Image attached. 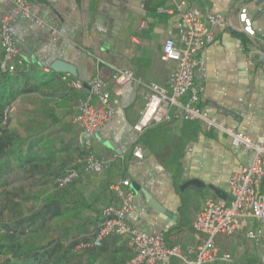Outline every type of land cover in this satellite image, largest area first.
<instances>
[{
  "label": "crops",
  "instance_id": "0c3cea01",
  "mask_svg": "<svg viewBox=\"0 0 264 264\" xmlns=\"http://www.w3.org/2000/svg\"><path fill=\"white\" fill-rule=\"evenodd\" d=\"M29 2L33 12L47 24L57 26L60 34L53 35L34 19L12 14L13 0H0V20L11 15V30L21 58L47 73H68L53 68L57 61L73 66L75 74L69 73L67 81L76 98L60 113L71 115L74 136L83 149L100 157L113 152L125 156L124 160L107 164L101 174H93L92 182L81 176L78 187L93 198L106 181L119 176L137 181L147 195L136 193L129 223L149 233L167 229L169 243L181 244L186 251L196 243L193 223L205 197L217 195L211 186L228 192L231 175L250 166L254 152L234 146L230 137L219 130L207 131L200 121L174 120L137 132L134 124L145 99L143 89L131 82L122 87L116 116L94 132H86L72 122L76 100L86 96L89 82L98 72L107 88L115 91V70L109 64L131 68L146 81L165 84L176 63L162 60V47L167 37L177 33L182 11L197 10L199 17L218 12L228 18L229 26L217 29L215 41L199 53L206 65L205 77L196 73L197 83L205 86L200 105L219 122L264 144V57L253 55L250 62V51L264 46V0ZM240 5L249 9L255 39L238 29ZM160 8L174 13L160 12ZM136 145L143 151L140 161L132 155ZM104 200L106 206L108 195ZM251 225L261 231L257 238H248L246 230L217 236V244L232 259L212 264H264V222Z\"/></svg>",
  "mask_w": 264,
  "mask_h": 264
},
{
  "label": "built area",
  "instance_id": "2783aa9c",
  "mask_svg": "<svg viewBox=\"0 0 264 264\" xmlns=\"http://www.w3.org/2000/svg\"><path fill=\"white\" fill-rule=\"evenodd\" d=\"M160 12L174 13V10L160 8ZM12 14H22L34 19L47 27L53 35L60 34L57 26L47 24L33 12L29 0H13ZM10 19L11 15H6L0 20V70L12 73L19 66L28 68L30 65L21 58L20 46L11 30ZM237 20L240 32L251 39L257 37L246 5L238 7ZM228 26V18L218 12L199 17L197 10L182 11L177 22V33L167 37L162 47V60L176 63L166 83L146 81L135 75L131 68L109 64L115 70L117 88L114 92L110 91L98 72L89 82L86 96L77 98L72 122L86 132H94L106 125L117 114L123 85L134 83L143 89L145 99V105L134 124L137 132L143 133L155 125L174 120L200 121L207 131L219 130L230 137L234 146L254 152L250 166L233 173L229 179L228 194L232 200L228 201L217 195L205 197L202 209L193 223L196 243L184 251L181 244L169 243V230L149 233L129 223L136 191L130 178H118L109 185L113 198L103 208V220L95 238L91 243H81L78 247L100 246L105 238L118 235L128 238L132 255L126 264H171L172 258H179L186 264H208L229 262L232 259L231 254L223 251L217 244V236H231L240 230H246L248 238H257L261 234L260 230L255 231L251 223L264 222V144L212 117L200 105L205 86L196 81L197 71L203 77L206 76V65L199 57L200 51L215 41L217 29ZM262 42L264 44V39ZM263 47H254L250 51L251 64L253 55L264 57ZM99 62L105 63L101 60ZM69 77L70 74L67 73L63 79L68 80ZM16 110L15 101L6 106L1 127ZM132 155L137 161L142 160V148L136 145ZM124 159L125 156L117 152L108 157H100L87 150L83 157L84 171L101 174L107 164ZM80 177L79 170L71 169L58 177L54 184L64 188Z\"/></svg>",
  "mask_w": 264,
  "mask_h": 264
},
{
  "label": "trees",
  "instance_id": "16d2710c",
  "mask_svg": "<svg viewBox=\"0 0 264 264\" xmlns=\"http://www.w3.org/2000/svg\"><path fill=\"white\" fill-rule=\"evenodd\" d=\"M63 76L35 65L19 66L12 73L0 70V127L6 106L15 99L26 96L34 103L23 111L25 119L18 120V127L9 117L0 128V264H126L132 255L128 238L118 235L105 238L100 246L78 247L95 238L103 220L104 196L108 203L113 198L109 191L113 180L93 198L80 190L79 178L64 188L54 184L77 168L76 158L87 152L74 136V125L65 123L59 111L76 98ZM21 180L52 184L53 189L25 211L24 205L37 197L25 184L12 186ZM53 222L61 223L56 226L59 234L50 235Z\"/></svg>",
  "mask_w": 264,
  "mask_h": 264
},
{
  "label": "rangeland",
  "instance_id": "374dc122",
  "mask_svg": "<svg viewBox=\"0 0 264 264\" xmlns=\"http://www.w3.org/2000/svg\"><path fill=\"white\" fill-rule=\"evenodd\" d=\"M35 96H38L35 94ZM33 96V97H35ZM16 103H17V110L16 112L11 116V125L12 126H16L18 127L19 125V121L21 118L22 119H25V117H23V111L26 109V110H31L30 108H33L34 106V103L31 101H28L26 96H20L18 97L17 99L14 100ZM39 102V101H38ZM36 104H37V100H36ZM33 110V109H32ZM64 111L61 112V116L63 117V119L65 120L64 122L67 123V122H71L70 120V116H66L65 118V115H64ZM29 117V116H27ZM71 124V123H69ZM74 128V127H73ZM75 130V128H74ZM76 161L78 164H80L77 168V170H79L80 172V175L81 176H87V180L89 182H92V178L91 176L93 174L91 173H87L84 171V165H83V157H77L76 158ZM74 169V168H73ZM118 179V178H117ZM115 180V179H114ZM23 184L26 185V187L28 188V190L34 195L36 196L37 198L35 200H31V201H28L25 205H24V210L25 211H29L28 208H30L31 206H37L38 204H40L39 202L40 201H43L42 199L43 198H46L47 196V192H49L51 189H53V186L52 184L50 185H47V186H43V185H32L29 181L25 182L24 180H21V181H18L16 183H14L12 186L13 187H18V186H22ZM198 197V196H196ZM200 202H197V205H199ZM61 223H52L51 225V229H50V235H56V234H59V232L57 231L58 228L57 227H60ZM222 240V239H221ZM185 251V250H184ZM171 264H186L185 262H183L182 260H180L179 258H172L171 259ZM208 264H212V263H208Z\"/></svg>",
  "mask_w": 264,
  "mask_h": 264
},
{
  "label": "water",
  "instance_id": "95a60500",
  "mask_svg": "<svg viewBox=\"0 0 264 264\" xmlns=\"http://www.w3.org/2000/svg\"><path fill=\"white\" fill-rule=\"evenodd\" d=\"M53 68L58 70V71H61V72H68V73H71V74L72 73L75 74V68L73 66H71L70 64H67L65 62L57 61L53 65ZM132 187L135 189L137 194H140V193H145L146 194V190H144L142 188L141 184L138 183L137 181H132ZM211 187H212V189L216 192V194L219 197H221L223 199H226L228 201L232 200V198L229 196L228 192L216 189L213 186H211Z\"/></svg>",
  "mask_w": 264,
  "mask_h": 264
}]
</instances>
